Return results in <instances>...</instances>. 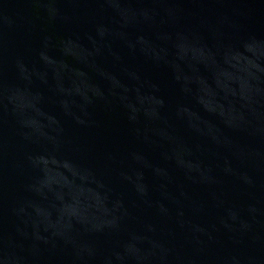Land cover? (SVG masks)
<instances>
[{
  "label": "water",
  "instance_id": "95a60500",
  "mask_svg": "<svg viewBox=\"0 0 264 264\" xmlns=\"http://www.w3.org/2000/svg\"><path fill=\"white\" fill-rule=\"evenodd\" d=\"M0 264H264V0H0Z\"/></svg>",
  "mask_w": 264,
  "mask_h": 264
}]
</instances>
